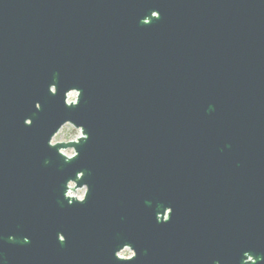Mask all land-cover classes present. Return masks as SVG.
Wrapping results in <instances>:
<instances>
[{
	"label": "water",
	"instance_id": "1",
	"mask_svg": "<svg viewBox=\"0 0 264 264\" xmlns=\"http://www.w3.org/2000/svg\"><path fill=\"white\" fill-rule=\"evenodd\" d=\"M0 264H264V0H0Z\"/></svg>",
	"mask_w": 264,
	"mask_h": 264
},
{
	"label": "clouds",
	"instance_id": "2",
	"mask_svg": "<svg viewBox=\"0 0 264 264\" xmlns=\"http://www.w3.org/2000/svg\"><path fill=\"white\" fill-rule=\"evenodd\" d=\"M53 91H55V88H53ZM76 93L72 92L69 95V100H73L76 97ZM31 123V121H29ZM79 128H76L73 126L71 122L65 123L59 131L56 132L54 137L51 140V144L55 145L58 141H68V140H76L80 135H82ZM63 153H67L69 156H75L77 154L76 149L74 148H64L60 150ZM85 189H81V196H83ZM64 237H61V240H63ZM250 252V251H248ZM131 250L130 249H125L121 255H131ZM252 257L249 255L248 259H251Z\"/></svg>",
	"mask_w": 264,
	"mask_h": 264
},
{
	"label": "rangeland",
	"instance_id": "3",
	"mask_svg": "<svg viewBox=\"0 0 264 264\" xmlns=\"http://www.w3.org/2000/svg\"><path fill=\"white\" fill-rule=\"evenodd\" d=\"M75 93H76V92H75ZM76 94H77V93H76ZM76 98H77V95H76L75 99L70 100V101H75ZM80 131H81V130H80ZM80 136H81V135H80ZM80 136H79V137H80ZM68 141H72V140H68ZM68 141H58V142H68ZM65 154L68 155L67 153H65ZM68 156H69V155H68ZM72 186H74V184H72ZM81 189H85V191H84V193H83V196H81ZM85 192H86V188H78V189H76V190L70 191L69 195H71V196H75V197L81 199V198L84 197ZM127 249H130V248H127ZM130 250H131V249H130ZM122 253H123V252H122ZM131 253H132L131 255H121V254H120V256H121V257L128 258V257H131V256L133 255V251H132V250H131Z\"/></svg>",
	"mask_w": 264,
	"mask_h": 264
},
{
	"label": "built area",
	"instance_id": "4",
	"mask_svg": "<svg viewBox=\"0 0 264 264\" xmlns=\"http://www.w3.org/2000/svg\"><path fill=\"white\" fill-rule=\"evenodd\" d=\"M124 251H125V250H123L122 252H124ZM122 252H121V253H122ZM121 253H120V254H121Z\"/></svg>",
	"mask_w": 264,
	"mask_h": 264
}]
</instances>
